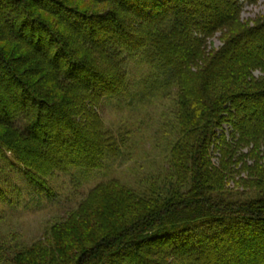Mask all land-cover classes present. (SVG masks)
Returning a JSON list of instances; mask_svg holds the SVG:
<instances>
[{"label":"trees","instance_id":"1","mask_svg":"<svg viewBox=\"0 0 264 264\" xmlns=\"http://www.w3.org/2000/svg\"><path fill=\"white\" fill-rule=\"evenodd\" d=\"M5 1L21 8V34L0 27L19 105L4 109L0 84V170L26 192L50 198L55 171L119 156L128 137L104 128L105 98L172 97L174 123L162 187L100 182L28 247L0 242V264H264V17L241 21L243 0ZM134 60L150 71L137 82Z\"/></svg>","mask_w":264,"mask_h":264},{"label":"rangeland","instance_id":"2","mask_svg":"<svg viewBox=\"0 0 264 264\" xmlns=\"http://www.w3.org/2000/svg\"><path fill=\"white\" fill-rule=\"evenodd\" d=\"M37 2L50 6L46 0H37ZM242 3L241 21L251 25L255 20L264 17V0H243ZM87 7L90 10L96 9L94 4ZM97 7L95 11L103 8V6ZM20 12L21 8H17L13 3L0 0V22L3 20L5 23L4 25L0 23V27L21 34L16 27ZM218 34L210 39L209 47L220 46ZM23 39L31 48L45 53L48 62L52 60L53 44L36 47L28 38L23 36ZM3 47L4 43L0 42V51ZM64 62L65 58L62 56L55 60L59 67H63ZM129 71L133 82L145 78L150 72L144 63H138L136 60L129 64ZM254 74L259 75V72L255 71ZM74 78L78 80L76 76ZM0 84L5 87L7 90L5 96L12 102L10 105L8 103L3 105L4 109L9 111L19 105L15 100V86L2 71H0ZM130 96L123 94L120 99L105 98L98 108L106 130L114 134L124 132L123 134L128 137L119 156L115 160L106 157L103 168L71 167L66 171H55L50 180L52 190L50 198L43 196L44 193L36 194L35 190L26 192L25 184L19 175L15 176L7 169L0 170V182L8 192V197L12 199L5 196L0 201V242L11 241L16 243L18 249L22 246L28 247L49 225L62 218L68 210L75 208L87 191L100 182L117 179L123 185L138 191L146 190L152 184L160 187L164 185L163 180L169 162L168 143L173 133L171 129L174 123V100L171 97L159 102L156 99L151 100V97L149 101L145 96L142 98L138 96L130 98ZM31 102L32 100L27 99L24 106ZM252 108L253 105L250 106V109ZM0 117L3 118L2 115ZM28 133L31 138H38L30 131ZM16 192H21L22 195L16 196ZM160 245L168 247L167 244Z\"/></svg>","mask_w":264,"mask_h":264}]
</instances>
